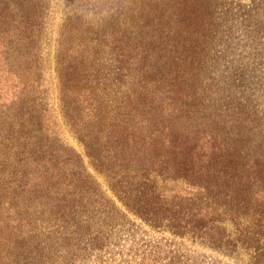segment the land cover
Masks as SVG:
<instances>
[{
  "label": "trees",
  "instance_id": "trees-1",
  "mask_svg": "<svg viewBox=\"0 0 264 264\" xmlns=\"http://www.w3.org/2000/svg\"><path fill=\"white\" fill-rule=\"evenodd\" d=\"M37 1L0 0V264H106L129 215L264 264V119L215 85L213 0L188 1L139 42L117 14L68 17L59 116L43 89Z\"/></svg>",
  "mask_w": 264,
  "mask_h": 264
},
{
  "label": "rangeland",
  "instance_id": "rangeland-1",
  "mask_svg": "<svg viewBox=\"0 0 264 264\" xmlns=\"http://www.w3.org/2000/svg\"><path fill=\"white\" fill-rule=\"evenodd\" d=\"M169 1H37V13L41 15L43 26L40 39L43 89L46 91L45 99L49 108L57 116L60 115L55 86L56 48L61 29L68 17L82 15L86 19H96L117 14L128 28L134 30V41L139 42L145 32L152 35L166 27L165 18L169 16V12H174L175 20L180 17V9L188 1L191 2L174 0L176 8L173 10L168 6ZM212 13L215 38L211 52L217 62L211 74L216 79L215 85L226 96L236 94L241 97L245 104L258 111L264 119V0H213ZM110 55L108 53L109 57ZM60 124L62 141L82 154L85 169L107 189L106 177L92 166L83 145L69 132L62 119ZM117 205L123 208L120 202ZM129 217L132 222L119 234L123 247L118 246L117 250H122L117 251L114 256L108 254L106 264H248L250 260V254L242 249L235 252L217 250L168 231L153 230L134 216ZM228 227L232 229L230 224Z\"/></svg>",
  "mask_w": 264,
  "mask_h": 264
}]
</instances>
